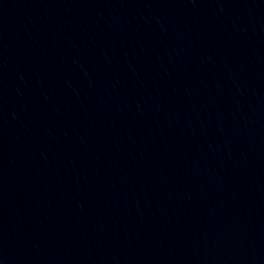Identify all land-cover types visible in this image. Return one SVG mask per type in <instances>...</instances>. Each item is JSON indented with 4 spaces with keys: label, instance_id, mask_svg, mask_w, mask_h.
Wrapping results in <instances>:
<instances>
[{
    "label": "water",
    "instance_id": "water-1",
    "mask_svg": "<svg viewBox=\"0 0 264 264\" xmlns=\"http://www.w3.org/2000/svg\"><path fill=\"white\" fill-rule=\"evenodd\" d=\"M0 264H264V0H0Z\"/></svg>",
    "mask_w": 264,
    "mask_h": 264
}]
</instances>
